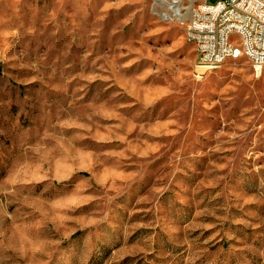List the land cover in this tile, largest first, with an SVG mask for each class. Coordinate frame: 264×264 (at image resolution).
<instances>
[{
  "label": "rangeland",
  "instance_id": "rangeland-1",
  "mask_svg": "<svg viewBox=\"0 0 264 264\" xmlns=\"http://www.w3.org/2000/svg\"><path fill=\"white\" fill-rule=\"evenodd\" d=\"M171 1L0 0V264H264V72Z\"/></svg>",
  "mask_w": 264,
  "mask_h": 264
},
{
  "label": "built area",
  "instance_id": "built-area-1",
  "mask_svg": "<svg viewBox=\"0 0 264 264\" xmlns=\"http://www.w3.org/2000/svg\"><path fill=\"white\" fill-rule=\"evenodd\" d=\"M196 3L185 31L186 40L196 48L193 77L202 80L219 69L218 57H246L253 75L264 72V0H194ZM248 22L247 30L240 23ZM236 35L239 45L230 40Z\"/></svg>",
  "mask_w": 264,
  "mask_h": 264
},
{
  "label": "bare ground",
  "instance_id": "bare-ground-1",
  "mask_svg": "<svg viewBox=\"0 0 264 264\" xmlns=\"http://www.w3.org/2000/svg\"><path fill=\"white\" fill-rule=\"evenodd\" d=\"M179 2H181V0H172L171 3H167L166 7H167V10L174 17H176L178 19H183L185 17V13H182V10L185 8H182L179 5ZM247 29H248V22H241L240 23V30H247ZM186 31H187V29H186ZM195 50H196V48H195ZM228 60H237V58L234 55H227L224 57H218L217 67H221Z\"/></svg>",
  "mask_w": 264,
  "mask_h": 264
}]
</instances>
